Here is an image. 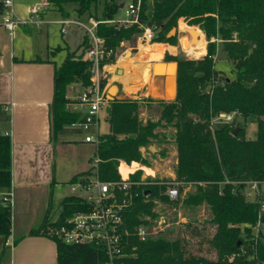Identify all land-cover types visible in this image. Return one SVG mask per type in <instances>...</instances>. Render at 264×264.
Wrapping results in <instances>:
<instances>
[{"label":"trees","instance_id":"obj_1","mask_svg":"<svg viewBox=\"0 0 264 264\" xmlns=\"http://www.w3.org/2000/svg\"><path fill=\"white\" fill-rule=\"evenodd\" d=\"M134 1V0H133ZM47 4L61 15L69 14L65 5L75 3L78 16L87 14L102 20L96 25V34L103 39L106 49L112 53L101 63L115 61V51L122 40L140 34L143 28L137 23L119 25L113 20L119 4L115 0H46ZM101 3L99 14L98 4ZM189 20L193 27L202 30L207 39L206 52L199 58H177L176 95L173 99H158L162 104L157 120L138 119L141 100L130 97L106 100V120L109 132L100 135L94 155L100 160L68 181H87L97 173L103 181L120 178L119 160L146 165L140 147L158 140L159 126H171L177 162L175 179L182 182L176 201L164 194L165 184L157 177L141 179L142 169L129 174L136 182L137 192L133 204L125 213L127 226L132 229L143 215L155 217L152 210L154 199L168 206L196 207L206 205L210 210V224L214 229L215 257L188 254V239L185 234L198 231L185 223L182 235L168 238L163 233L143 241L135 236L130 244L135 245V254L123 257L117 264H264V232L256 234L253 225L264 212L258 215L257 200L245 196L246 183L258 180L264 187V0H140L139 22L153 31L152 41L174 44V37L166 36L178 18ZM183 28V26H181ZM184 29V28H183ZM89 44V35L84 32L81 42L66 50L64 59L54 69L53 96L51 102V129L56 138L65 126L82 119V113L71 111L67 87L78 82L84 88L91 84L89 62L82 53ZM225 52L229 69L224 73L215 66L217 47ZM62 47H58L61 49ZM204 48L198 55L203 54ZM143 53L149 57L147 48ZM168 61L169 56L165 55ZM105 80H101L103 85ZM237 111L244 121L255 118L254 138H245L239 120L233 124L216 125L210 129L211 117L221 112ZM92 160V158H90ZM94 168L96 172L94 173ZM163 181L166 178L161 179ZM11 185V145L9 137L0 135V188L8 191ZM58 218L53 222L44 220L31 234H47L50 226L60 225L75 211L84 208L78 195H66L61 200ZM11 219L7 205L0 201V236L10 233ZM50 236V235H49ZM56 242L55 264H104L105 254L98 245L70 244L50 236ZM188 254V255H187Z\"/></svg>","mask_w":264,"mask_h":264},{"label":"crops","instance_id":"obj_2","mask_svg":"<svg viewBox=\"0 0 264 264\" xmlns=\"http://www.w3.org/2000/svg\"><path fill=\"white\" fill-rule=\"evenodd\" d=\"M115 1L117 3L120 1L119 7H124L123 0ZM36 2L38 0H13V7L17 12L27 14L30 7H37L36 5L38 4H34ZM40 7L41 9L37 8L44 22L38 28L23 25L16 27L10 33L7 29L0 26V135H6L10 140L11 185L9 189L13 192V206L10 212V233L6 237L0 236V264L56 263V242L48 233L31 234L30 231L39 227L44 220L53 222L58 218L61 200L66 195H75L71 192L64 194L65 180L68 179V182L72 176L88 169L92 165L82 168V163L75 162L65 173L64 162H56L57 152H64V150L73 146L75 142H91L84 141L85 132L76 125L65 126L56 138L52 136L51 102L54 69L65 57L66 50L64 47L72 49L68 43V38L64 36L69 28L66 32L62 33L60 25L55 20L60 17H71V12L65 5L69 14L63 16L58 10L47 4L46 0L40 1ZM100 9L101 3L97 6L96 12L98 14ZM87 16V14L82 16L76 14V17L82 19H85ZM115 19H118L117 16ZM55 25L58 26V29L54 27ZM81 29L83 30V28ZM82 37L83 34L79 43ZM156 43L162 45L161 55L156 59L149 58L143 53V50ZM58 47L62 48L58 49ZM166 52L175 55L177 51L172 44L141 40L138 38V34L131 39L122 40L116 50V60L106 63L104 66L108 76L106 82V100H108L107 89L111 84H115L118 87L115 98H146L142 96L143 94L146 95L147 92L144 90V83L149 82L153 78L151 76L152 73H150L152 63L157 60L166 62L164 60ZM61 53L62 55H60ZM121 59L131 62L130 70L117 64ZM134 64L137 65L135 69L136 74L130 75L132 65ZM145 69L148 70V75L142 77L144 83L132 89L131 94L128 93L126 87L137 83L141 79V74H143L142 72ZM126 74L129 75L130 82L122 79L125 78ZM155 78L160 85L159 89L164 93V78L159 75ZM84 89L83 86L75 83L67 87L66 96L69 101L66 106L68 109L73 111L71 103ZM149 102L152 103L149 100L140 101L141 113L149 109ZM106 103L104 108L99 112L98 132L100 135L109 132L106 120ZM101 120H104L107 124L106 130L102 132L100 130ZM159 127L160 130L157 128L156 131H165L164 126ZM167 128L172 127L167 126ZM160 136L163 137V134L159 133L158 140ZM162 141H164V138ZM154 148L150 149V145H147L140 147V150H149L152 152L150 153L151 155L158 150L159 152L165 150L164 147ZM94 149L95 145L93 144V154ZM159 152L153 155H158L160 154ZM89 161L90 159L88 158ZM176 162L177 157L174 160L173 166L165 173L167 174L165 178H168L171 174L175 176L174 166ZM120 163L126 162L119 160ZM133 163H136V165L125 176L121 174L123 177L129 176L130 173L138 168H141L145 172V175L141 173V179L149 174L155 175L152 168L136 161ZM145 168L150 169V173H147ZM117 169L119 171V165ZM156 170L159 177L157 178L163 179V175L159 173L161 170L159 168ZM4 192L6 190L0 188V197Z\"/></svg>","mask_w":264,"mask_h":264},{"label":"built area","instance_id":"obj_3","mask_svg":"<svg viewBox=\"0 0 264 264\" xmlns=\"http://www.w3.org/2000/svg\"><path fill=\"white\" fill-rule=\"evenodd\" d=\"M139 9L140 0H131L123 7V19L106 22H114L119 25L137 23L143 28L142 32L138 34V38L151 41L153 31L149 26H144L139 22ZM101 21L93 16H87L85 19L60 17L55 20L60 25L62 33L66 32L71 25H75L83 28L84 32L89 35V44L82 53V59L90 64L88 71L91 84L71 103V108L83 115L81 120L72 125L80 127L85 132L84 141L91 142L95 146L100 141L99 112L106 103V82L108 80L107 71L104 68L106 63H101V61L112 53L111 49L104 47L103 39L96 34V25ZM43 22L37 7H30L26 16L20 17L14 10L13 0H0V26L10 33L18 26L29 25L38 28ZM101 80H105L103 85H101ZM239 117L237 111L221 112L211 117L209 127L213 129L218 124L231 126L234 120H239ZM99 160L97 155L92 157V165L95 168ZM95 168L94 173L96 172ZM119 175L118 180L103 181L96 173L87 181L77 179L70 182V192L82 198L84 208L66 217L60 225L50 226L48 234L64 243L98 245L105 254L104 264H117L123 257L135 254L136 246L130 244L132 236H135L139 241L153 238L170 223L175 222V220H170V213L176 207H168L162 200L154 199L152 210L156 214L155 217L143 215L140 217L141 221L130 229L126 224L125 213L133 204L134 197L137 196V192L132 188L136 182L129 176L123 177L120 172ZM154 176L152 175V177ZM160 182L165 184L164 194L170 201H176L182 196L179 192L182 182L176 180L174 175H169L165 181L160 178ZM262 185L261 181L249 180L245 187L247 196L259 203V216L264 212V187ZM0 201L9 207L11 212L12 190L9 189L2 193ZM252 227L256 234L264 232V221L259 219Z\"/></svg>","mask_w":264,"mask_h":264},{"label":"rangeland","instance_id":"obj_4","mask_svg":"<svg viewBox=\"0 0 264 264\" xmlns=\"http://www.w3.org/2000/svg\"><path fill=\"white\" fill-rule=\"evenodd\" d=\"M40 1L41 0H38V2H36L34 4H38L36 6L41 9ZM130 1L131 0H123L124 6H126ZM119 3H120V1H119ZM75 6H76L75 3L66 4V7L71 12V17H76ZM14 10H15L16 14H18L20 17L26 16V14L17 12L15 8H14ZM117 18L118 19L124 18L123 7H119L118 12H117ZM40 26H42V25H40ZM181 26H183L184 29L181 28ZM193 26H197V25H191L189 23L188 19L180 17L177 20V25L171 27V28H174V31L172 33H169L171 28L168 29V31L166 32V36L174 37V40H173L174 44H172V45L175 46L176 51H177L175 55L169 54L168 52H166L164 54V56L165 55L169 56L168 61L177 63V61H176L177 58H181V57L199 58L205 54L207 39H206L204 33L201 32L202 30L200 31L196 28H185V27H193ZM54 27L56 29H58L57 25H55ZM190 30L199 31L201 33V35H200L201 45L199 46L198 49H196V51H194L191 54H189L186 50H184V48L182 47V45L180 43V38H181L180 36L182 34L181 31H190ZM82 34H83V30L81 28L71 25L69 27L68 32L64 36L66 38H68V43H69L70 47L73 49L79 43ZM134 37H136V35ZM146 48L148 50L149 58H151L150 49L153 50V46L151 45V46L146 47ZM202 48L205 49L204 53L201 55H198L199 50H201ZM60 55H62V53ZM214 58H215V66L218 69H221L222 71H224V73H228L229 63H228L225 52H223L221 50L220 46L217 47V52H216V55L214 56ZM163 72H164L163 70L159 71V69H155V71L152 73L153 78H151V80L149 82L144 83L145 84L144 90H146L147 92H146V95L143 94L142 96H145L146 98H148V97L152 98L153 100H149V101H152V103L151 102L148 103L149 109L143 111V113H141L140 105H139L138 119H140L143 123L146 120H153L154 121V120H157L159 118L160 109L162 108V104L160 102H158V99H164V100L170 99V98H165V97H161V96H153L151 93H149V88H150V90L152 88H154L157 90L158 93L162 94L161 90L159 89L160 85L158 84L157 79L155 77L157 75L163 74ZM176 72H177V66L175 64V94H174L173 98L176 95V89H177ZM125 81L130 82L129 80H125ZM74 83L79 84L78 82H72L69 85H72ZM131 86L137 87L138 83H135V84L133 83V84H131ZM112 89L113 88L108 87L107 95H114L116 93V89L115 90L114 89L112 90ZM127 92L130 94L132 93L130 91H127ZM173 98H171V99H173ZM133 99H137V98H133ZM146 112H147V114H146ZM239 121H240V126L243 127L244 137L245 138H254L255 134H256L255 118L248 117L244 121L242 119H240ZM218 125H222V124H218ZM231 126L237 127L233 123ZM106 128H107V124L105 123L104 120H101V128H100L101 132L106 130ZM157 128H158V130H160V127H157ZM164 128H165L164 132L159 131L160 134H163V137L160 136L159 140H156V141L154 140V142L149 144V145L156 147V149L158 147H161V148L164 147L165 150H163L161 152H159V150H158L157 152L160 153L158 155L157 154L153 155L157 152H154L151 155L150 153H152V152L149 150H146V151H142V149L140 150L142 158H144L146 160V166L152 168L153 172L155 173L154 177H158V173H157L156 169L159 168L161 170V172H159V173L162 174L163 177L165 178V176L167 175L165 173L173 166L174 160L176 158L175 143L172 139L173 138V134H172L173 129L172 128L168 129L167 126L166 127L164 126ZM77 137H78V135H77ZM163 138H164V141H162ZM162 144H164V145H162ZM92 147H93V144H91V143L75 142L73 144V146H70V148L64 150V152H61V153L57 152L56 162L57 163L64 162V171H66V170L68 171V169H70L72 167L73 163H75V162L82 163V165H81L82 168L85 166H90L92 164V160H90L88 162V158L90 159L93 157ZM153 151H155V150H153ZM133 162L130 165H127V163H120L119 164V172L123 176H125V174L130 169H133V167L136 165V163H133ZM67 171L65 173H67ZM145 171H147V173H150V169H148V168H145ZM142 175H145L144 170L142 171ZM147 176L152 177L151 174H149ZM147 176H144V177H147ZM67 180L68 179H66L65 180L66 182H64V194L70 193V190H68L69 189V183L67 182ZM187 189H189V188L186 187L184 189L182 195L184 194V192ZM245 196L247 199H250V196H247L246 193H245ZM210 215H211L210 210L206 205H199L196 207H187V208L179 205L178 207H176V209L174 211H172L170 213V220H175V222L170 223V225L167 226L163 231H161V233L166 235L168 238L172 239L173 237H175L179 234L182 235V233H181L182 231H179V229L182 230L185 223H189V226L190 225L193 226L196 229V231H198V235L196 233H192L191 235L185 234L186 238L188 239V252L187 253L192 254L193 256H199V257L202 256V257H206L208 259H212L213 257H215V249H214L215 245H214V240L212 238V236L214 235V229H213V227L209 221Z\"/></svg>","mask_w":264,"mask_h":264},{"label":"bare ground","instance_id":"obj_5","mask_svg":"<svg viewBox=\"0 0 264 264\" xmlns=\"http://www.w3.org/2000/svg\"><path fill=\"white\" fill-rule=\"evenodd\" d=\"M181 33L182 34L180 36L181 37L180 38V43H181L182 47L184 48V50H186L189 54H191L194 51H196V49H198L199 46L201 45V40H200L201 33L199 31H193V30L181 31ZM152 46H153V50L150 49L151 58H155V59L159 58L160 55H161V51H162V45L156 43V44H153ZM127 61L126 60H121V61H118L117 64L122 66V67H124L125 69H129L130 70L131 69L130 68V63L131 62H129V61L127 62ZM157 61H159V60H157ZM159 62H161V61H159ZM136 67H137V65H135V64L132 65V72H130V75L136 74V70H135ZM155 67H156V69H159V71L163 70L164 71L163 73H165V78L162 76L164 78V88L163 87L162 88L165 91H164V93L160 94V93L157 92L156 89L152 88L150 90V93L153 96H161V97H165V98H173V96L175 94V63L171 62V61H169L168 63L162 61V63L156 64ZM112 68H113V66H112ZM109 70H111V69H109ZM142 73L143 74H141V77H140L141 79H139V81L137 82L138 86L144 83L142 77H146L148 75V70L145 69ZM116 78H118V77H116ZM122 79L124 81L125 80H129V75L126 74L125 78H122ZM130 79H132V78L130 77ZM134 88L135 87H132L131 85L126 87L127 91H130V92Z\"/></svg>","mask_w":264,"mask_h":264},{"label":"water","instance_id":"obj_6","mask_svg":"<svg viewBox=\"0 0 264 264\" xmlns=\"http://www.w3.org/2000/svg\"><path fill=\"white\" fill-rule=\"evenodd\" d=\"M172 31H174V28H171L170 31H169V33H171ZM168 62H169V61H167V63H168ZM158 63H162V61H161V62H159V61H154V62L152 63V66H151V73H153V72L155 71V69H156L155 66H156V64H158ZM175 64H176V66H177V63H176V62H175ZM159 76H163V77L165 78V73L160 74ZM110 87L113 88V89H116V93H117L118 87H117L115 84H111ZM116 93H115L114 95H107V99H108V100H112V99H114L115 96L117 95ZM240 119H241V117H239V120H240ZM237 131H238V127H235V128L232 130L231 134H232V135H235V134L237 133ZM150 149H155V148H154V146L150 145Z\"/></svg>","mask_w":264,"mask_h":264}]
</instances>
